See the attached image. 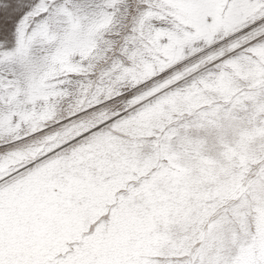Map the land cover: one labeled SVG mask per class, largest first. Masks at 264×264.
Masks as SVG:
<instances>
[{
    "label": "snow or ice",
    "instance_id": "snow-or-ice-1",
    "mask_svg": "<svg viewBox=\"0 0 264 264\" xmlns=\"http://www.w3.org/2000/svg\"><path fill=\"white\" fill-rule=\"evenodd\" d=\"M0 264H264V0H0Z\"/></svg>",
    "mask_w": 264,
    "mask_h": 264
}]
</instances>
